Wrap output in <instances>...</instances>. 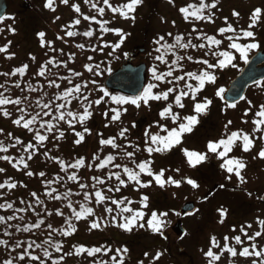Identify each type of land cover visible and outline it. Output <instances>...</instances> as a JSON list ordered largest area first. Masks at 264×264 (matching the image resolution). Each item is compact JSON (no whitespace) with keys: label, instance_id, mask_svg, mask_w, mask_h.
<instances>
[{"label":"rangeland","instance_id":"374dc122","mask_svg":"<svg viewBox=\"0 0 264 264\" xmlns=\"http://www.w3.org/2000/svg\"><path fill=\"white\" fill-rule=\"evenodd\" d=\"M111 2L115 5L125 2V0H111ZM190 2H193V0H174L173 3H169V0H143L142 6H139L134 13L136 17L135 21H132L130 19L125 20L121 18L119 14L113 15L107 10L106 6L102 4V0H100V6L106 8L104 17H99L95 9H91L89 5L84 4L83 0H70L69 5L61 4L59 0H56L54 5L56 7L55 12L44 7L46 0H8L9 7L7 16L0 23V28L4 29L3 32H0V47L8 45L9 41L11 44L9 45L8 53H0V72L11 73L16 67L23 66L24 64H28L29 69L23 78H21L19 74L15 77L0 76V84H6V87L9 88V91L4 92V94L10 95L12 93V98L31 95L33 100L42 94L40 92L30 94L26 91L21 92L20 89L14 88V82L19 79L22 81L21 88H26V83L28 81H31L37 86L43 84L44 91L47 92L48 97L51 98L66 86V81L57 79L56 74L71 76V73L68 72V69L63 68L62 65L60 68L49 66V70L53 74L50 79H56L57 83L61 84V89L48 87L45 78H37L35 77V73L39 66L47 62L50 58L55 57L58 60H66L69 69L84 72L83 78H74V82H80L81 79H87L90 76L83 68L85 63L103 60L105 63L102 64L101 67L104 68L110 61L112 72H114L121 66L127 57L124 56L123 53L126 52L128 55L135 47L146 49V54L140 55L134 61V65L146 64L147 84L151 80V68L159 64V62L154 60V56L157 53L155 52L156 45L153 43L158 36L165 35L170 43L173 42V37L175 35H183L185 40H187L188 34L192 32V28L195 26L198 31H203L209 35H216L218 39H224V44L222 46L227 48L229 42L218 33L220 27L226 26L224 24L225 18H227L228 23H231L233 27L237 28V32L239 33L241 28L247 29L250 23L251 13L256 8L264 10V0H218L215 12L220 7L223 11L220 10L222 14L220 15L218 13V17L217 15L216 17L214 16V22H190L185 21L183 19V14L178 11L180 7H184ZM198 2L199 0L197 3ZM205 2L211 3L213 0H205ZM25 4H28L26 11L24 10ZM72 4H80L81 13L74 12V9L71 7ZM234 11L239 13L238 17L232 15ZM205 14H207V12ZM83 15H96L97 19L101 20L108 19L111 21L110 27H120L123 28L125 32L130 33L122 48L117 50L116 55L120 56L119 60L107 56V52L110 51V49H105L103 53L99 51L93 53L91 51V48L96 46L99 35H101L100 28L94 21H84ZM57 16H59L60 19L57 20ZM76 18L81 19V24L74 29L68 28L67 30L82 32L91 27L94 29L96 35L91 38L83 36H65V26L71 25ZM147 20L150 25L146 22ZM147 24L150 28L147 27ZM9 26L15 29L14 33L9 30ZM40 32L46 34V41H54L51 46L52 48L57 50L63 49L64 54L61 56L59 52H53L48 46L42 47L38 35ZM169 32L173 34V37H168L166 35ZM255 33L256 41L260 43L261 47L251 51L249 53V59L257 53V51L264 50V26L261 22L258 23V30ZM227 35L232 34L226 33L225 37ZM57 36H64V40L56 39ZM195 36L196 33H192L193 43L202 42L197 41ZM116 39L118 38L112 33L103 34V40L114 42ZM78 43H84L85 48H77L76 44ZM228 50L234 51L231 49ZM9 53L15 54L12 59L7 58ZM72 53H75V56L73 59L69 60L68 56ZM180 54L192 55L194 59L203 58V50L188 49L186 52L181 51ZM236 55L237 60L235 63L237 67L232 68L229 66L222 70H214L217 75L216 83L213 86L207 87V89L200 94V97L207 96L209 99L213 100L212 105L206 110V114L200 115L199 117V123L197 125L200 127L194 126L191 133L184 134L182 143L172 148L171 151L154 153L149 157L144 150V131L149 129L152 133L160 131L155 125L156 122L160 120L158 111L162 110V102L150 101V108L142 106L139 109L131 105H125V107H128V112L124 113L121 117L123 124L121 125L120 122H115L105 127L112 113L109 112L108 117H105L103 113L111 107H117L108 97H105V103H101L99 106H94L93 108V117L91 119L96 122V126L91 129L90 135L85 133L86 139L82 141L83 145L81 147L74 143V141L78 139L74 132L65 124L61 126L67 140L60 148L63 149L65 154H68L70 150L73 151L77 147L75 157L78 156L81 158L83 155V158H85L86 166L83 168L84 183H89V178L91 176L103 175L104 172H107L109 169L112 171H121L120 169L112 168V165H108L104 170H99L95 165H93L92 168H88L87 164L91 163L96 154H99L102 159L110 152L119 157V149H111L108 146H102L99 144V140L101 138L116 136L122 126L130 129V132L127 134L128 140L118 139L117 142L124 145L131 143L140 147V151L137 152L136 156L132 159H135L137 162H141L146 158L150 159L153 161L152 168L154 171L165 169V178L170 175L174 179L181 180L179 187L166 184L161 188L153 181L150 187L140 188L139 191L135 190L136 186L134 182H130L129 187L122 188L120 193L112 194L114 198L127 196L130 200L135 202L131 205L133 208H142L143 206L139 203L141 196H149V207L143 209L146 213H149V215H146L145 221L149 219L150 211H154L158 206H156L154 201L157 199L161 202L162 199H165V201H162L164 203H161L164 209L163 207L160 208L162 211L168 213V216L163 218L167 221L166 225L162 228L163 235L154 233L147 225H145L144 228L135 227L131 232L124 231L115 226L110 216L107 214L102 215L103 208L99 205L96 206V214L97 216H101V228L91 229L90 225L93 217L89 216L83 218L77 226V232L79 236L81 235V239L75 241V245L76 243L82 242L84 245H89L92 248L100 247L102 251L97 253L100 261H96V264H100L102 261L113 264L111 261L113 255L117 256V260H119L122 255L124 264H141V262H143V264H208L210 258L206 257L204 252L211 246L210 239L212 236H215L222 246L227 244L228 246L236 247L238 250L244 246H250V244L253 243L243 237L240 229L242 226L252 224V229H246L249 235H252L255 231L260 230L258 220L264 219V205L260 203V197L264 194V159L258 156V151L264 148V140L255 139V146L249 152H244L240 146L241 141H238L237 147H234L233 152L229 154L230 157L242 159L246 163V167L241 173L245 178V183H241L234 173H227L226 169L221 168L220 165L223 163V160L218 159L215 154L210 153L209 158L205 162L193 168L187 163V158L181 151V149L187 148L198 152H206V145L209 141L224 138V126L229 120L232 121V124L229 125L227 130L229 134L232 131L242 129L254 138L262 135L260 132H253L255 127L253 120L259 118L255 116V112L258 111L259 105L264 104V84H259L249 89L245 99L236 105L235 108H230L227 104L222 103L221 97L216 95L220 88L226 90L229 83L244 70V61L239 58L238 53ZM33 56L36 58L35 61L31 59ZM89 56L93 57V61L87 60ZM184 64L186 70H195L197 67H200L199 65H192L187 61H185ZM161 67L163 66L161 65ZM110 74L105 72L102 76L95 77V79L98 80L100 86L104 87V83ZM3 91L4 89H0V92ZM100 95H102V93H94L96 97ZM200 97H198V99ZM171 99L172 97L170 96V100ZM248 101H251V104H249ZM184 103L186 104L185 110H175L180 111L183 115L194 114L191 110V101L186 99ZM3 107H6L12 115L10 117H4L2 112H0V122H3L9 128H13L14 132H17V134L27 133L30 138L32 136L31 133L24 131L22 127L12 123V120L19 116V112L16 111L15 106L7 105ZM72 108L75 111H80L76 101H73ZM246 112L248 115H245ZM45 119H47V117H45ZM244 121H247V123H244ZM88 122H90V120ZM133 123L136 124L135 128L132 127ZM161 123H166L169 128L175 127L170 120L161 121ZM88 127L91 128V125L88 124ZM75 130L83 131L79 124L75 127ZM99 132H101L103 136H101ZM160 134L165 135V133ZM101 148H103V151H100ZM127 151H135V149L128 147ZM115 162L127 164L129 167H132L128 159L121 161L118 158ZM39 163H42L40 158L34 162L32 170L34 175L31 176L30 179L34 176L37 178V174L41 172V169L36 170ZM31 165H33V162ZM176 169L180 171L176 172ZM48 172L50 174V169H48ZM229 176H231V179H228ZM22 178H25V175H23ZM141 178L144 181L151 179V177H147L143 174ZM188 178L196 180L199 187L193 188L191 185L187 184L186 181ZM200 179L201 182H199ZM37 180L39 179L37 178ZM44 180L45 179H41L39 181L42 183ZM24 182L27 184L17 181L16 189L11 191L6 190L5 196L8 197L9 201L15 199V196L17 198L26 199L28 192L36 187L31 181ZM21 184L27 187H22L20 186ZM221 185H223V187H221ZM91 190L92 189H86L85 191ZM164 193L165 198L163 197ZM249 193H251V195H249ZM37 194L41 196L40 192ZM81 200V203H86L83 201L82 196ZM186 202H195L200 208L199 214L192 218L182 219L181 208ZM24 206L26 207L27 204ZM113 207L115 208V206ZM14 208H16V206H14ZM221 208L227 210V215L223 217V223H220L222 217L220 216L219 210ZM117 211L118 209L113 212V215H116ZM8 212L10 215L13 214L12 209H8ZM30 212L31 211H29V213ZM177 213H179V215H177ZM17 215L23 216L24 214L18 213ZM44 220L49 221V218H44ZM17 221L18 220H14L12 222ZM117 222H120L119 217ZM179 223H181L186 230L185 237L177 235L174 232L176 225ZM233 229H235V231H233ZM43 231L46 232V229ZM235 235L242 236V239H244L243 245L235 244V241L231 239V237ZM225 236L229 237L228 241H224L223 237ZM255 243L257 244V250L264 249V238H257ZM118 248H127L128 252L118 255L116 252ZM108 249H111V251H108ZM213 251L219 253L221 250L213 248ZM146 253L147 255H145ZM157 253L162 254L158 260L155 258ZM71 258L72 257L68 259L69 264L74 263V260ZM252 259L256 258H245L239 255L237 257H231L227 251H224L220 261L214 262V264H251Z\"/></svg>","mask_w":264,"mask_h":264},{"label":"snow or ice","instance_id":"6c2138e0","mask_svg":"<svg viewBox=\"0 0 264 264\" xmlns=\"http://www.w3.org/2000/svg\"><path fill=\"white\" fill-rule=\"evenodd\" d=\"M61 4L69 5L70 0H59ZM174 0H169V3H173ZM56 0H46L44 7L55 12L56 7L54 6ZM84 4L90 6L91 9H95L99 17H104L106 8L113 15L119 14V16L125 20L135 21L136 17L134 13L139 6H142L143 0H125V2L113 4L111 0H102V4L106 6H100V0H83ZM218 0H213L211 3H206L205 0H199L198 3H188L184 7H180L178 11L183 14V19L185 21L195 22V21H208L214 22L215 13L212 12V9L217 8ZM71 7L74 9V12L81 13L80 4H72ZM207 12V14H205ZM233 16L238 17V12H233ZM56 19H60L59 16ZM84 21H94L99 25L100 33L96 46L91 48L93 53L99 51L103 53L105 49H110L107 52L108 57H112L116 60L120 59L119 55H116L117 50L121 49L125 44L127 37L130 33L124 31L120 27H110L111 21L108 19H97L96 15H83ZM264 22V10L261 8H256L250 16V23L247 26V29H240L239 33L237 28L233 27L231 23H228L227 18L224 20L226 26L220 27L218 33L221 37H224L229 43L227 48H221L224 44V39H218L216 35H209L203 31H198L195 26L192 28V32L188 34L187 40L183 35H175L171 32L167 33L168 37H173V42H169L165 35L158 36L154 40L155 52L157 53L154 56V60L159 62V64L154 65L151 68V80L147 83V86L142 88L138 94L134 96H123V95H113L108 91L107 88L99 85V82L95 77L102 76L105 72L111 73L112 67L111 62L109 61L107 66L102 68L101 65L105 62L103 60L99 62L85 63L83 68L86 70L90 76L87 79H81L80 82H74V78H83L84 72L76 71L74 69L68 68V63L66 60H58L55 57L50 58L47 62L42 63L35 77H43L48 83V87H54L55 89H61V84L57 83L56 79H50L53 75L49 66L60 68L61 65L63 68L68 69V72L71 73V76L68 75H59L56 74L57 79L60 81H66V86L58 91L53 97L49 98L48 93L44 91V85L36 84L28 81L26 83V88H21V80H16L13 84V87L20 89L21 92L27 93H42L35 100L32 99L31 95L16 96H6L4 92H8L9 88L6 87V84H0V89H4L3 92H0V112L4 117H10L12 113L8 111L7 105H13L16 108V111L19 112L18 118L12 120V123L16 126H20L23 129H26L29 133L32 134L31 138L25 142L19 137H14V143L5 145L3 141H0V153H8L10 148H16L17 145H20L22 151L27 154V158L20 156L18 158V163L23 165V169H29L28 161H31L34 155L43 147H45V141H48L50 136L55 140H61L65 136L64 130L61 128V123L67 125L71 129L75 136L78 137L74 141L75 144L79 145L85 139V133L91 134L90 128L87 126V122L93 117V108L94 106H99L101 103H105V97H108L112 103L117 107H111L103 113L105 117L109 116V112L112 113L108 124L105 127H108L109 124L120 122L123 124L121 119L124 113L128 112V107L125 105L134 106L136 109L144 107H151L150 101L162 102V110L158 111V116L160 120L156 122V127L159 128V132L152 133L149 130L144 131V150L147 152L148 156L151 157L154 153H164L166 151H171L172 148L180 145L182 143V138L184 134L191 133L194 126L199 123L200 115L206 114V110L209 106L212 105L213 100L209 99L207 96L200 97V94L205 89L206 85H213L217 81V75L215 74L216 69H225L229 66L232 68L237 67L235 61L237 60V53L239 58L244 61L245 64L249 62V53L255 49L261 47L259 42H255L256 33L252 30L255 29L258 23ZM81 24V19L76 18L71 23V25L65 26L66 30L64 35L67 37H93L96 35L94 29L89 27L87 30L82 32L75 30H67L68 28H75ZM9 30L13 33L15 32L14 28L9 26ZM4 29L0 28V32H3ZM112 33L117 37L114 42L103 40V34ZM192 33H196L195 39L197 41H202L198 43H193ZM226 33H231L232 35H227ZM40 37L41 46H48L53 52H59L62 56L63 49L52 48L54 41H46L45 33H38ZM241 38L245 40L251 39L253 42L241 43L238 42ZM56 39L64 40V36H57ZM11 42H8V45L0 47V53H8L9 45ZM77 48H85L84 43L76 44ZM188 49H197L203 50V58L194 59L192 55L180 54L181 51ZM228 49L234 50L229 51ZM14 53H9L7 56L8 59H12ZM124 56H127V53H123ZM75 56V53H72L68 56V59L71 60ZM35 61V57L31 58ZM88 61H93V57H87ZM190 62L192 65H199L195 70L185 69L184 62ZM161 65L163 67H161ZM29 65L24 64L23 66L16 67L11 73L0 72V76H12L15 77L19 74L23 78L28 72ZM179 73V74H177ZM195 82V83H194ZM259 83V82H258ZM70 85V86H68ZM102 93V95L96 97L94 93ZM225 89L220 88L216 93L217 96L223 98ZM170 96L172 99L170 100ZM198 97H200L198 99ZM191 101V110L194 114H185L182 115L180 111L175 109H185L186 104L185 100ZM73 101H76L80 111H74L72 108ZM251 104V101H248ZM231 108H235V104L229 105ZM245 115H248L246 112ZM255 116L259 117L258 119L253 120L255 125L253 132H260L262 135L260 137H253L244 130L232 131L228 133V127L232 124V121L229 120L225 124V136L215 141H209L206 145V152H198L194 150H189L187 148L181 149L184 156L187 158V163L195 168L201 163L205 162L209 158V154H215V156L223 160V163L220 165L221 168L226 169L227 173L233 174L239 178L241 183H245V178L241 174L242 170L245 169L246 163L239 158L230 157V153L233 152L234 147H237V141H241V147L244 152H249L255 146V139L264 140V104L259 105L258 111L255 112ZM49 117L50 119H45ZM170 120L175 127L169 128L166 123H161V121ZM247 123V121H244ZM79 124L83 131H75V126ZM132 127L135 128L136 124L133 123ZM3 130L0 129V132ZM130 129L128 127H121L120 131L116 136L110 138H101L99 144L102 146H108L111 149H119V157L117 155L108 153L103 159L99 154H96L91 163L87 164L88 168H92L93 165L99 170H104L108 165H112L114 169H120L121 171H112L109 169L107 172H104L103 175H93L89 178V183L81 182L82 177L78 175L79 169L86 166L85 158L81 157L76 159L73 163H65L62 159L58 157H51L53 160L57 161L60 166V171L64 173V176L57 175L55 179H47L43 181L44 188L46 189V195L48 198L56 201H68L66 207L71 210L70 215L65 218V223L67 228L63 231L57 228H53L52 224H47V228L51 231L48 234V239H44L42 243H37L36 240L30 242H25L17 240L12 244L10 251L17 252L18 249L22 251L17 252L16 256H10L9 258L3 261V264H48V261H51V264H59L58 260L53 259L52 251H49V248L54 249L55 252H60L62 250V244L59 242H54L51 236L53 232H59L62 236H71L76 231L75 224L72 223V219L80 220L82 218H87L89 216L93 217L92 223L90 225L91 229L101 228L102 219L101 216L96 214V206H102L103 214H107L111 217L112 221L115 223V226L123 229L124 231L131 232L133 228L139 227L144 228L147 225L148 228H151L154 232L163 235L162 228L166 225L167 221L164 220V217L168 216L167 212H160L159 214L156 211H150V218L145 221L146 213L143 209L149 207L148 201L149 196L142 195L139 203L143 206L142 208H133L131 205L135 203L130 200L127 196L122 198H114L113 193H120L122 188L129 187L130 182H134L137 191L140 188H148L152 185L153 181L155 184L163 188L166 184L175 185L179 187L181 180L174 179L172 176H167L165 178V169H160L154 171L152 168L153 161L150 159H144L141 162H137L135 159H132L136 156V153L140 151V147L135 144L129 143L124 145L118 143L119 140H128V133ZM160 133H165L161 135ZM103 136V134H100ZM8 136L11 137L12 134L8 133ZM128 147H132L135 151H127ZM100 151H103L101 148ZM48 155L47 152L44 153ZM258 156L261 159H264V148H261L258 151ZM130 160L132 167H129L127 164L116 163L117 159ZM16 157L11 155H0V161H6L12 167L16 168L17 163H14ZM73 171H69V170ZM179 172V169L175 170ZM6 169L0 167V173H5ZM27 176L31 177L34 175L32 171H26ZM146 175L151 177V179L144 181L141 176ZM40 177H45L46 173H38ZM126 177V178H125ZM231 179V176L228 177ZM63 181V186L66 189L63 192H60L58 188L52 187L53 184L60 185ZM114 181V182H113ZM68 182H73L78 185L81 191L74 192L71 187L68 186ZM187 184L191 185L193 188L199 187L196 180L188 178ZM22 187H27L26 185L21 184ZM99 186V187H98ZM223 187V185H221ZM13 190L17 188V182L13 181L11 178L5 180L3 183H0V189ZM86 189H92L91 191H85ZM83 201L86 203H80L76 201V205L73 206L72 197L81 196ZM251 195V193H249ZM30 197L34 198L33 202H28L26 207H16L14 208L15 202L5 201L0 203V209L7 211L8 209L13 210V214L3 216L0 215V225H5L3 229V234L7 237L13 236V232L9 231L11 228H15L17 232L23 231L25 233H31L33 229H39L42 225L45 224L43 218L39 219V222H33L31 224H25L23 228L19 224L13 225L10 222L20 219L23 220V216H18V213H26L31 211L35 214L36 217H41V212L37 211V207L45 204L44 200L40 199L36 191L30 193ZM264 199V197H260ZM20 204H25L24 200H20ZM115 206V208L113 207ZM118 209L116 215H113V212ZM45 211L47 216H51L53 213L47 211L46 207L42 209ZM220 216L222 219L220 223H223V217L227 215V210L221 208ZM128 214V215H125ZM56 215L64 216L62 210L57 209ZM179 215V213H177ZM119 217V221L117 219ZM144 221V222H141ZM259 229L254 232V234L249 235V232L246 229H252V224L242 226L240 231L243 234V237L248 241L253 243L250 246H244L240 250L236 247L228 246L227 244L221 245L215 236H212L210 239L211 246L209 249L204 252V255L209 259L208 264H214V262L220 261L221 255L224 251H227L231 257H255L252 259L251 264H264V249L257 250V244L255 241L257 238H264V219L258 220ZM235 231V229H233ZM186 234V233H185ZM224 241H228L229 237H223ZM235 241L236 245H243L244 239L241 235H235L231 237ZM0 245L5 248H9V241L7 239H0ZM47 246V247H46ZM213 248L220 249L219 253L213 251ZM39 249L40 254H35V250ZM77 253H87L89 256H94L97 253H100L102 249L100 247L95 248H85L80 246L76 249ZM111 251V249H108ZM203 251V250H202ZM117 254L127 253L128 249H116ZM147 255V253L145 254ZM161 253H157L156 259L160 258ZM44 258H47L44 259ZM113 264H124L123 256L117 260V256L113 255L111 257ZM100 264H108L107 261H102ZM143 264V262H141Z\"/></svg>","mask_w":264,"mask_h":264},{"label":"trees","instance_id":"16d2710c","mask_svg":"<svg viewBox=\"0 0 264 264\" xmlns=\"http://www.w3.org/2000/svg\"><path fill=\"white\" fill-rule=\"evenodd\" d=\"M197 1L198 0H193V2H190V3H197ZM26 9L27 8L24 6L25 11H26ZM220 10L223 11L221 9V7L216 12H215V9H212L211 11L215 13V17H216V15L218 17V13L220 15L222 14ZM146 22L149 23L148 20ZM261 23L264 26V22H261ZM149 25H150V23H149ZM149 25L147 26L148 28H150ZM241 29H244V28H241ZM257 30H258V25L253 31L256 32ZM238 42L248 43V42H252V40L250 38L247 40H245L244 38H241ZM255 42H257L256 37H255ZM221 48H224V46H221ZM255 50H257V49H255ZM260 84H264V82H262ZM213 85H206L205 89L202 92H204L207 89V87H210ZM112 94L117 95L114 93H112ZM6 96H9V95H6ZM10 96H12V93L10 94ZM221 100H222V98H221ZM185 109H181V110H185ZM182 115H183V113H182ZM47 119H50V118L47 117ZM88 124L91 125L90 130L96 126V122H94V120H92V119H90V122H87V126H88ZM61 126H64V124L61 123ZM197 126H199V125H196V127ZM0 129L3 130L2 132H0V141H3L5 145H9L11 143H14L15 142L13 139L14 137H19L20 139L24 140L25 142H27L31 138V137L30 138L28 137L27 133L17 134V132H14L13 128L7 127L3 122L2 123L0 122ZM23 130L28 132L26 129H23ZM8 133H11L12 136L9 137ZM99 134H101V132H99ZM85 139H84V141H85ZM66 140L67 139L65 136L61 140H55L52 136H50L49 140L45 141V147L41 148L34 155V157L31 161H28L30 167L27 170L23 169L22 164L18 163V158L20 156H24L25 159L27 158V154L22 151V148L20 145H17L16 148H10L8 153H0V155H11V156L17 158L16 160H14V163H17L16 168L12 167V165H10L6 161H0V167H4L6 169L5 173H0V183H3L5 180L11 178L15 182L18 181V182H21L23 184H27L24 181H31L32 183H34L36 185V187H34L32 190H30L28 192L26 199L17 198L15 196V199H13V200L11 199L10 201H9L8 197L5 196L6 190H8V189L7 188L0 189V203H4L5 201L15 202L14 206L25 207L24 205H26L27 202H32V200H33V203H34V198L30 197V193L32 191H36L37 193L40 192L41 196H39V197H40V199L44 200V202H45L44 205L37 207V211L41 212V217L38 218L35 216L34 213H32V212L27 213L26 212V213H23L24 214L23 220L17 219L18 220L17 222L11 221L10 223L13 225L19 224L20 227L23 228V226L25 224H31L33 222L38 223L39 219H41V218H43V219L49 218V221H45V224L42 225L41 228L33 229V231L31 233H25L23 231L17 232L15 228H11V229H9V231H12L14 233L13 236H11V237H7L3 234V229L6 226L0 225V239H7L9 241V248H5L4 246L0 245V264H3V261L5 259L9 258L10 256H16L17 252L22 251V249H18L17 252H11L10 251L12 244H14L17 240H21V241H25V242H30L32 240H36L37 243H42L44 239H48V234L51 231L50 229L47 228V224H49V223L52 224L53 228L60 229L61 231L65 230L67 228V224L65 223V218L68 217L70 215V212H71V210L66 207L68 201H64V200L56 201V200H52V199L48 198L46 195V189L44 188L43 182L41 183L39 181L41 179H45V180L53 179L54 180L57 175H61V176L65 175L64 173H62L60 171L59 163L57 161L53 160L51 157H58L59 159H62L63 161H65L66 164L67 163H73L76 159L79 158L78 156L75 157L77 147L73 151L70 150L68 154H65L63 152V149L60 148L62 146V144L64 142H66ZM82 145H83V143L81 142V144H79V147H81ZM57 147L59 148V150ZM45 152H47L48 155H45L44 154ZM82 157H83V155H82ZM38 158L41 159L42 163H39V165L36 167V170L41 169V172L46 173V176L40 178V177H38L39 175L37 174V178L39 180H37V178L35 176L32 179H30V177L27 176L25 173H26V171H32L33 170L34 162ZM32 162H33V165H31ZM31 166H32V169H31ZM83 168L77 170L78 175L82 178H84ZM48 169H50V174L48 172ZM69 171H73V170L70 169ZM23 175H25V178H22ZM84 181H85V179H82L81 182H84ZM199 182H201V179L199 180ZM68 186L71 187L74 192L81 191L79 189L78 185L74 184L73 182H68ZM52 187L58 188L60 192H63L66 190L63 186V181H61L60 185L53 184ZM81 196H73L72 197L73 206H77L76 201H80V203H81V201H82ZM163 197L165 198V193H164ZM20 200H24L25 204H20ZM162 201H165V199H162ZM162 201L160 202L157 199L154 201L156 206L158 205L156 207L157 209L155 208L154 211H156L158 214L160 212H164L160 209L161 207H163V209H164V206L162 205L164 202H162ZM45 207H46L47 211H51L53 213L51 216H47L46 212L42 211V209H44ZM57 209L62 210L64 213V216L56 215ZM0 215L7 216V215H10V213L8 212V210L5 211L4 209H0ZM18 216H22V215H18ZM82 219H80V220H76L75 218L72 219V223L75 224V226H76V231L71 236L65 237V236L60 235L59 232L51 233L53 241L59 242L62 244V250L60 252H55L54 249L49 248V251H52V253H53V259L58 260L59 264H69L68 259L70 257H72L71 259L74 260L73 264H96L97 263L96 261H100L97 254H95L94 256H89L86 252L85 253H77V251H76V249L80 246H83V247L89 248V249L92 248L89 245H84L82 242L76 243V245H75V241H78L79 239H81V235L79 236V233L77 232V230H78L77 226L79 225V222ZM44 229H46V232L43 231ZM154 233H156V232H154ZM157 234H159V233H157ZM35 254H40V250L36 249ZM84 258H86V259H84ZM44 259L47 260V258H44ZM14 264H16L15 261H14ZM21 264H23V262H21ZM32 264H35V262H32ZM48 264H51V261H48Z\"/></svg>","mask_w":264,"mask_h":264},{"label":"water","instance_id":"95a60500","mask_svg":"<svg viewBox=\"0 0 264 264\" xmlns=\"http://www.w3.org/2000/svg\"><path fill=\"white\" fill-rule=\"evenodd\" d=\"M7 10V0H0V21L6 17ZM145 52V49L139 47L133 49L121 66L106 79L105 88L123 96L138 94L146 86L147 66L146 64L135 66L133 62ZM262 81H264V51L255 54L245 65L244 70L230 82L223 95V103L239 104L245 98L248 89ZM260 202L264 204V199H260ZM181 212L182 219L192 218L199 213V208L195 203L187 202ZM174 232L182 237L186 236V230L181 223L176 225Z\"/></svg>","mask_w":264,"mask_h":264}]
</instances>
